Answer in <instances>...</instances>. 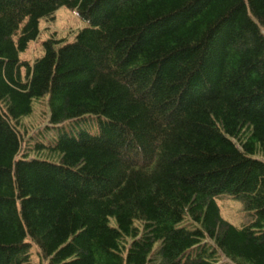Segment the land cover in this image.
Wrapping results in <instances>:
<instances>
[{
  "label": "trees",
  "instance_id": "1",
  "mask_svg": "<svg viewBox=\"0 0 264 264\" xmlns=\"http://www.w3.org/2000/svg\"><path fill=\"white\" fill-rule=\"evenodd\" d=\"M61 7L88 25L21 59ZM260 155L264 0H0V264H264Z\"/></svg>",
  "mask_w": 264,
  "mask_h": 264
},
{
  "label": "rangeland",
  "instance_id": "2",
  "mask_svg": "<svg viewBox=\"0 0 264 264\" xmlns=\"http://www.w3.org/2000/svg\"><path fill=\"white\" fill-rule=\"evenodd\" d=\"M87 22L82 21L78 15L77 10L69 9L67 7L59 8L52 18H42L40 20V34L39 37L29 44L28 49L20 54L21 59L34 62L37 58L44 54L43 42L47 39H54L58 45H63L66 42L73 41L75 35L80 29L86 27ZM50 112L49 105L46 97L38 99L34 102V112L31 116L23 118L21 120V130L25 134V142L23 144V151L29 146V144L35 145L39 139H32L38 135L39 138L45 139L43 136H53L54 133L49 135H40L42 131H46L49 122ZM93 117H87L77 124L78 127L92 131L90 128V120ZM94 120V119H93ZM62 129L66 131L72 130L73 124L64 123ZM96 128V125H95ZM54 131V130H53ZM31 142V143H30ZM31 146V145H30ZM31 157H35V154H30ZM264 159V156L260 155ZM220 213L223 219L233 224L234 226H242L250 221V214L244 208L242 202L225 194L223 197L217 200ZM226 262V259H223ZM31 264H49L48 259H41L39 255L38 246L33 243L31 248Z\"/></svg>",
  "mask_w": 264,
  "mask_h": 264
}]
</instances>
